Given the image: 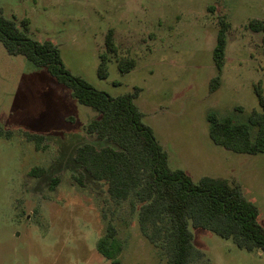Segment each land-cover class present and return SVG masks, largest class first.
<instances>
[{"label":"rangeland","instance_id":"1","mask_svg":"<svg viewBox=\"0 0 264 264\" xmlns=\"http://www.w3.org/2000/svg\"><path fill=\"white\" fill-rule=\"evenodd\" d=\"M8 18H29V36L49 40L65 68L96 89L134 99L168 153L173 168L195 181L204 176L240 184L259 208L264 226V153H235L209 136L208 115L246 122L260 110L255 86L264 90V32L248 26L264 21V0H0ZM227 31L222 83L213 59L219 18ZM114 29L119 47L110 55L109 74H98L105 36ZM133 57L122 72L118 59ZM101 116L71 90L0 42V121L12 131L0 136V264H111L97 248L112 226L123 248L121 264H164L165 258L141 233L130 200L116 204L107 186L89 175L80 185L78 146L111 145L87 133ZM45 135L37 148L24 132ZM34 167L44 170L32 176ZM58 179L52 188V182ZM203 255L191 264H264V251L238 248L231 239L190 227Z\"/></svg>","mask_w":264,"mask_h":264},{"label":"trees","instance_id":"2","mask_svg":"<svg viewBox=\"0 0 264 264\" xmlns=\"http://www.w3.org/2000/svg\"><path fill=\"white\" fill-rule=\"evenodd\" d=\"M230 23L219 18V30L213 59L218 70L210 80V91L221 86L225 64L227 31ZM248 26L264 32V21L250 20ZM30 20L8 18L0 10V42L9 55H21L43 67L71 90L73 97L83 105L100 111L101 116L90 121L85 130L99 139H107L111 145L98 148L91 143L77 147L75 162L81 171L77 182L84 186L89 175L107 186L110 198L119 204L130 200L137 212L141 233L159 249L164 264H191L203 253L193 242L190 227L208 229L217 235L231 239L244 250L264 251V226L259 222V208L243 192L240 184L226 178L204 176L195 181L181 168H173L166 150L159 143L154 130L143 121L144 114L134 99L140 89L117 97L91 86L87 81L72 75L64 66L58 47L49 40L38 41L29 36ZM119 53L114 29L105 36V51L100 54L98 74H109L110 55ZM136 65L133 57L122 56L118 67L122 72ZM261 109H253L246 122H235L230 117L208 115L211 140L232 152L264 153V90L261 83L255 86ZM0 121V136L10 137ZM28 141L38 148L45 135L25 131ZM44 170L34 167L30 175ZM54 179L51 187L57 185ZM98 251L111 261L121 264L119 254L123 245L116 237L114 227L100 238Z\"/></svg>","mask_w":264,"mask_h":264}]
</instances>
